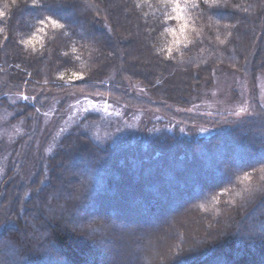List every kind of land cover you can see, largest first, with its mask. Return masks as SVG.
<instances>
[{
	"label": "trees",
	"instance_id": "16d2710c",
	"mask_svg": "<svg viewBox=\"0 0 264 264\" xmlns=\"http://www.w3.org/2000/svg\"><path fill=\"white\" fill-rule=\"evenodd\" d=\"M0 13V110L17 127L0 134V264H144L155 228L82 233L65 218L89 207L131 221L121 205L167 208L181 261L164 264H264V0H0ZM218 69L246 78L254 112L196 113ZM77 98L127 107L128 126L67 119ZM185 214L200 233L183 249ZM121 236L142 252L115 259Z\"/></svg>",
	"mask_w": 264,
	"mask_h": 264
},
{
	"label": "rangeland",
	"instance_id": "374dc122",
	"mask_svg": "<svg viewBox=\"0 0 264 264\" xmlns=\"http://www.w3.org/2000/svg\"><path fill=\"white\" fill-rule=\"evenodd\" d=\"M256 84H257L256 97L258 98L259 104L262 107H264V76L263 75L258 76V78L256 80ZM242 96L244 97V99H242ZM203 97L204 98H203L202 102H200V104L198 106V107H201V110L196 112L198 114H208V115L212 114L213 115V114L218 113V114H223V115L228 114L231 116L232 115L233 116L234 115L245 116V115H249L252 112H254L250 108L251 103L249 105V98H251V91H250L248 82H247L245 77L241 76V74L226 72V71H223L221 69H218L216 72V75H215L214 84L212 85V87L207 89V91L203 95ZM241 99H242V101H241ZM69 110H70V113H69L70 117L67 119H72L74 121L77 120V118H79L82 114H84L86 112H97L103 116L118 117L119 119L121 117L122 122H124V123L127 122L126 118L128 116V111H129V109L127 107H120L119 110H118V108L116 110L113 108V106H111L107 103H102V102L97 103L93 99H86V98H77L76 100H74V102L71 104ZM193 112H195V111H193ZM143 117L141 116L139 119H143ZM10 118H11V115H8V113L4 112V110H0V134L2 136L9 137V136H13L15 133H17V127L16 126H14V127H12L10 125L6 126V124H5L6 120H8ZM133 118H134V116H133ZM45 120L46 119H44V122H45ZM173 125H172V127H173ZM125 126H128V124L125 123ZM192 132L198 136L199 135L200 136L207 135L208 133L211 134V132H209V130L203 129V128H196V130L194 129V130H192ZM226 158H227L228 162H231L232 159L234 161H236V158L232 154H228V155L226 154ZM5 173H6L5 167L3 169H0V179L4 177ZM201 181L204 184V183L209 182L210 178L207 177L206 175H203L202 177H200V182ZM193 192H187V195L189 196V195H191L190 193H193ZM181 194L185 195L183 190H181ZM127 196L128 195H126V197ZM168 199L170 200V198H168ZM119 200H120V203H119L120 205L121 204H124V205L127 204V202H126L127 199H119ZM184 201L186 203V199ZM119 204H117V205L119 206ZM117 205H115L114 207H116ZM181 208H183V207H181ZM118 209L122 213H124L126 216L131 218L132 220L131 221L128 220L129 222L126 220L118 221V220H116L115 217H112V215H110V213L107 212V210L103 211V209H102V210H100V212L98 210L92 211L89 207L87 209L83 210L77 216H74L73 218H68V216H66L65 218L67 220L73 219V223L77 224L75 226V228H77L78 231L80 230L82 233L86 232L85 230H87L88 224H90L91 221L92 222L111 221L112 223L110 224V226L112 228H114L115 226H122L123 227L125 232H122V233L125 236H127L128 234L131 235L130 231L132 232L133 235H135L134 233L137 232L138 230H140L139 228H142L144 231H150V230H153L155 228V231H153V232L158 233V234H163V237L161 239H159L160 237L158 236V234L156 235L159 237V238L157 237L156 245H153L154 241H151L150 244L146 243V245H145L146 247L143 250H144V253L151 256V258L149 260H146V263L144 262V264H155V263L164 264L166 260H169L172 262L176 261L178 263L181 261L180 253L177 254L173 250V247L176 244V237H177V231L175 229L176 224H174V229L171 228V231H168V230L164 231L163 229H161L162 222L160 223V218H161V215H165V213L167 212V210H166L167 208L164 210H162L163 208H160V210H159L160 213L158 212L157 215L154 214V212L153 213L143 212L145 216L139 217V218L137 216H141L140 212H138L134 216H132V214H130L128 212H124L125 210H124L123 205H121V208H118ZM84 216H85V218L88 216V219H90V221H82V219H83L82 217H84ZM185 216H186L185 221H187L188 224L191 223L192 227L188 228L187 227L188 224L185 226L192 231H191V233H190V231H188L189 232L188 233L185 230L184 240L182 241L183 242V246H182L183 249H185V247H187L189 245L188 238L190 237V235L196 236V234L200 233L195 228V219L197 218V215L185 214ZM173 220H174V223L177 222V224H184V221H182V220H179V221L176 219H173ZM171 226H173V223L171 224ZM169 227H170V223H169ZM116 236L118 237V235H116L115 233H110L108 236H105V238H106V240H108L109 243L113 244L112 238H116ZM120 238H122V239L118 238L120 243L115 245L116 246V251L114 252L116 254L115 259L123 260L124 256H126V254L129 252L130 253L132 252L133 254L135 253V255H136V253L140 254L142 252L140 250V248L134 249L133 246L136 242L135 240L128 242L126 237L124 238V236H121ZM153 246H154V248H153ZM156 251H158V253H156V255H155Z\"/></svg>",
	"mask_w": 264,
	"mask_h": 264
},
{
	"label": "snow or ice",
	"instance_id": "6c2138e0",
	"mask_svg": "<svg viewBox=\"0 0 264 264\" xmlns=\"http://www.w3.org/2000/svg\"><path fill=\"white\" fill-rule=\"evenodd\" d=\"M2 14H3V13H0V15H2ZM52 25H53L54 27H60V25L57 24L56 21H52ZM25 43H30V41H26Z\"/></svg>",
	"mask_w": 264,
	"mask_h": 264
}]
</instances>
